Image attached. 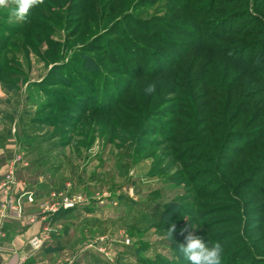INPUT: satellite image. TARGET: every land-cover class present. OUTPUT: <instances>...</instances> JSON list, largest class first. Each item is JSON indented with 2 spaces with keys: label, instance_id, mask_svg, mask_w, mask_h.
Instances as JSON below:
<instances>
[{
  "label": "rangeland",
  "instance_id": "1",
  "mask_svg": "<svg viewBox=\"0 0 264 264\" xmlns=\"http://www.w3.org/2000/svg\"><path fill=\"white\" fill-rule=\"evenodd\" d=\"M0 133L19 143L9 170L48 177L36 205L83 199L43 215L24 264H189L187 232L221 264H264V0L0 9Z\"/></svg>",
  "mask_w": 264,
  "mask_h": 264
},
{
  "label": "crops",
  "instance_id": "2",
  "mask_svg": "<svg viewBox=\"0 0 264 264\" xmlns=\"http://www.w3.org/2000/svg\"><path fill=\"white\" fill-rule=\"evenodd\" d=\"M5 138L6 134L0 133V182L8 169V163L12 159V149L19 144L15 140ZM36 162L29 158L27 160L22 159V163L18 168L19 170L14 174L13 184H9L7 188H0V212L2 205L8 198L12 200L19 198L23 192H32L36 195L37 191H46L50 187L49 180H47L48 177L43 179L37 177L33 184L28 180L39 167ZM22 164L27 165L23 166ZM57 169L56 167L54 171H51V169L47 171L46 174L50 176L51 180L57 175V171L59 170ZM20 199L23 204V217L20 219L6 217L2 223L5 237L2 240L0 250V264H13L20 256L26 253V249L23 247L25 241L30 236L37 234L42 227L44 228L48 225L46 220L39 214V209L35 202L36 198L33 203L27 202L24 197H20Z\"/></svg>",
  "mask_w": 264,
  "mask_h": 264
},
{
  "label": "clouds",
  "instance_id": "3",
  "mask_svg": "<svg viewBox=\"0 0 264 264\" xmlns=\"http://www.w3.org/2000/svg\"><path fill=\"white\" fill-rule=\"evenodd\" d=\"M45 0H0V9H9V22L26 21L31 9L43 5ZM155 82L145 88V93L152 95L156 92ZM187 229L182 230L183 235ZM176 232L175 224L171 225L166 232L167 238L173 240V233ZM185 243L178 245L180 254L189 264H221L223 246L221 242L207 243L201 237L187 232L184 236Z\"/></svg>",
  "mask_w": 264,
  "mask_h": 264
},
{
  "label": "built area",
  "instance_id": "4",
  "mask_svg": "<svg viewBox=\"0 0 264 264\" xmlns=\"http://www.w3.org/2000/svg\"><path fill=\"white\" fill-rule=\"evenodd\" d=\"M20 157H16L13 161V163H19ZM14 182V167L11 170H7L6 173H4L2 177V181L0 182V188L5 187L7 188L9 184H13ZM32 192H23L21 193L20 197H24L27 202L33 203L35 201V197ZM11 199L8 198L7 201L2 205L1 212H0V250L2 246V240L5 237V231L3 229L2 223L4 218L6 217H14V218H22L23 217V204L21 199ZM83 201L81 196H68L64 195L63 193H55L50 192L47 196V198L40 200L37 203L39 214L44 219V214L46 213H56L59 210H66L69 208L74 207L75 205H78ZM45 236L34 234L32 235L28 243L30 245V248L32 250H37L41 247L45 240ZM28 255L24 254L20 256L13 264H24L25 260L28 258Z\"/></svg>",
  "mask_w": 264,
  "mask_h": 264
},
{
  "label": "trees",
  "instance_id": "5",
  "mask_svg": "<svg viewBox=\"0 0 264 264\" xmlns=\"http://www.w3.org/2000/svg\"><path fill=\"white\" fill-rule=\"evenodd\" d=\"M227 2H228V1H226V2H225V1H222L221 3H219V5H220V4H223V3H227ZM185 8H186V7H185ZM198 14L200 15L201 13H198ZM145 22L148 23V21H145ZM145 26H148V25H145ZM214 31H215V29H214ZM214 36H215V35L213 34L211 38H213ZM214 39H215V38H214ZM86 59L89 60V61H91V60H90L89 58H87V57H86Z\"/></svg>",
  "mask_w": 264,
  "mask_h": 264
}]
</instances>
